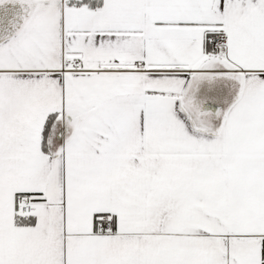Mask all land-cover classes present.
<instances>
[{
	"label": "snow or ice",
	"instance_id": "obj_1",
	"mask_svg": "<svg viewBox=\"0 0 264 264\" xmlns=\"http://www.w3.org/2000/svg\"><path fill=\"white\" fill-rule=\"evenodd\" d=\"M0 264H264V0H0Z\"/></svg>",
	"mask_w": 264,
	"mask_h": 264
}]
</instances>
